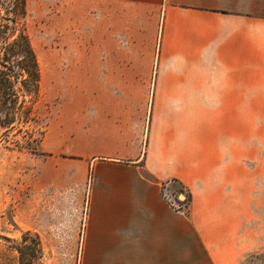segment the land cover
<instances>
[{"label": "crops", "instance_id": "1", "mask_svg": "<svg viewBox=\"0 0 264 264\" xmlns=\"http://www.w3.org/2000/svg\"><path fill=\"white\" fill-rule=\"evenodd\" d=\"M74 57L45 135L82 195L79 264H238L264 184V0H82Z\"/></svg>", "mask_w": 264, "mask_h": 264}, {"label": "rangeland", "instance_id": "2", "mask_svg": "<svg viewBox=\"0 0 264 264\" xmlns=\"http://www.w3.org/2000/svg\"><path fill=\"white\" fill-rule=\"evenodd\" d=\"M28 11L27 32L42 73L38 113L47 123L57 113L61 124L67 121L64 117L71 104L64 106L62 100H72L73 94L77 100L78 89L73 86L78 84V61L71 58L82 53V0H28ZM52 136L47 140L45 135L39 153L0 142V264H19L14 247L26 231L41 237L43 264L80 262L77 234L82 195L79 189L69 188L68 177L56 170L65 161L47 151L59 144ZM169 200L174 208L178 203L188 208L184 192ZM257 202L258 219L249 225L252 234L246 238L247 251L238 264H264V184Z\"/></svg>", "mask_w": 264, "mask_h": 264}, {"label": "trees", "instance_id": "3", "mask_svg": "<svg viewBox=\"0 0 264 264\" xmlns=\"http://www.w3.org/2000/svg\"><path fill=\"white\" fill-rule=\"evenodd\" d=\"M28 0H0V142L39 153L46 119L38 113L42 73L27 32ZM19 264H43L45 249L39 234L26 231L14 247Z\"/></svg>", "mask_w": 264, "mask_h": 264}, {"label": "built area", "instance_id": "4", "mask_svg": "<svg viewBox=\"0 0 264 264\" xmlns=\"http://www.w3.org/2000/svg\"><path fill=\"white\" fill-rule=\"evenodd\" d=\"M177 205H178V207H176V208H177L179 211L186 212L187 207H184L185 204L178 203Z\"/></svg>", "mask_w": 264, "mask_h": 264}]
</instances>
